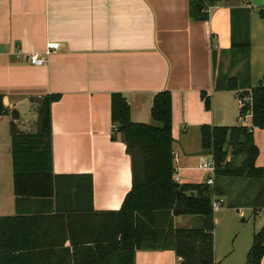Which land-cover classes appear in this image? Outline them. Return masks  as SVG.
Segmentation results:
<instances>
[{
  "label": "crops",
  "instance_id": "0c3cea01",
  "mask_svg": "<svg viewBox=\"0 0 264 264\" xmlns=\"http://www.w3.org/2000/svg\"><path fill=\"white\" fill-rule=\"evenodd\" d=\"M190 1L0 0V94L7 109L0 122L7 116L18 130L35 132L40 98L58 95L50 104L52 172L91 175L95 211L118 210L132 186L131 159L111 120L114 94L129 105L131 121L151 123L153 96L168 90L174 140L176 118L185 133L199 132L202 124L249 126L258 147L255 165L264 168V129L252 126L249 114V123L237 119L240 99L264 75V0H222L205 8V20L192 18ZM232 15L247 28V54L232 47ZM48 42H58L59 48L44 65L31 64L30 53L43 52ZM225 79L238 88H219ZM201 94L210 99L208 109ZM10 142L11 134L10 141L0 138V216L17 212ZM173 151L177 181L199 183L182 178L194 158L184 143L174 142ZM30 207L28 200L19 204L23 212ZM238 213L244 217L243 210ZM179 217L195 218L176 216L175 225ZM236 238L229 244L213 240L216 264H240ZM242 243L247 255L248 237ZM134 264L178 261L172 249L137 250Z\"/></svg>",
  "mask_w": 264,
  "mask_h": 264
},
{
  "label": "trees",
  "instance_id": "16d2710c",
  "mask_svg": "<svg viewBox=\"0 0 264 264\" xmlns=\"http://www.w3.org/2000/svg\"><path fill=\"white\" fill-rule=\"evenodd\" d=\"M220 1L191 0L192 18L207 19L205 8ZM232 16V47L247 54V28ZM231 80L218 87L237 89ZM201 96L208 109L209 97ZM57 98H40L35 132H22L10 123L17 212L0 216V264H134L137 250L156 249L174 250L182 259L178 264H216L213 201L224 198L228 206L251 208L254 214L264 207V168L255 165L258 147L245 125L200 126L201 152L214 161L212 186L175 180L172 96L163 90L153 96L151 123L131 121L129 105L120 95L112 96L111 120L131 159L132 186L118 210H93L91 175L52 172L50 104ZM250 98L251 106L241 105L239 117L249 114L252 126L264 129L262 80L250 89ZM6 111L0 94V117ZM11 115L17 118L15 111ZM24 200L32 203L25 212L19 210ZM179 215L196 216L199 225L177 227ZM263 253L261 226L253 234L247 263L260 264Z\"/></svg>",
  "mask_w": 264,
  "mask_h": 264
},
{
  "label": "rangeland",
  "instance_id": "374dc122",
  "mask_svg": "<svg viewBox=\"0 0 264 264\" xmlns=\"http://www.w3.org/2000/svg\"><path fill=\"white\" fill-rule=\"evenodd\" d=\"M231 2H233V0H231ZM226 64H227V59L224 62V66ZM220 82L224 83V80H221ZM249 95L250 94H246L245 96H249ZM209 102H210V99H209ZM245 117L246 115H244L243 117H239V112H238L237 119L242 120V122L244 123H249V118L247 117L245 118ZM7 118H8L7 116H3L0 122V138H3L4 136H6L8 141H10V133H9L10 132L9 130L10 122H9V119ZM175 120L177 124V126H174L175 144L177 145L180 143L181 144L184 143L185 152H190L194 157L191 160L190 169L182 171L181 175L182 176L186 175V177H182V178L183 179L187 178V180H190L193 182H200V180L205 181L207 176L209 175L211 176V173L206 170L197 169V165L205 161H210L211 157L209 154H204L201 152L199 132H197V130H195L194 128L188 129L186 133L182 132L180 130L181 119L176 118ZM231 120L232 121L230 122H233L234 120H236V118L233 117L231 118ZM35 121L38 127V116L35 117ZM203 122H207L206 119L203 118ZM238 124L239 123L235 121L234 123H230L229 125L234 126ZM171 131H172V127H171ZM232 149H234V147H231L230 151ZM181 155L183 154L181 153ZM241 157H243L242 154H238L236 160L240 161ZM176 173L177 172H175V174ZM222 199H223V202H221L222 204L219 206L218 209L214 210V214H213V223H214L213 240L217 242V244L224 243L225 241L227 244H229L232 241L233 237L237 236L236 238L237 240L235 241L234 247L235 249H237L238 253L240 254L242 253L240 257V264H248L247 255L246 254L243 255L244 249L242 246H244L245 243H242V245L240 246V241L241 239L248 237L247 244H249V247L251 246L253 232L257 231L264 224V208L261 210L260 216H257V214H254L250 209L246 207H240V208L230 207L228 206L227 202L224 201V198ZM240 210H243L244 212L243 218L238 213ZM186 218L187 217L177 218L176 225L185 226V227H196L199 225V218L197 219L196 216L195 218H192L191 220L184 221Z\"/></svg>",
  "mask_w": 264,
  "mask_h": 264
},
{
  "label": "built area",
  "instance_id": "2783aa9c",
  "mask_svg": "<svg viewBox=\"0 0 264 264\" xmlns=\"http://www.w3.org/2000/svg\"><path fill=\"white\" fill-rule=\"evenodd\" d=\"M58 48H59L58 42H48L46 45V48L43 52H41V53H30V55L28 56V60L31 64H34V65H44L47 61L48 55L51 52L57 50ZM241 105H248L249 107L251 106L250 95L244 96L240 99V106ZM177 157H178V153L176 151H173V158H174L175 163H176ZM214 168H215V166H214V161H213L212 157L210 158V161H205V162L199 163L197 165V169L206 170V171H209L211 173V176L209 175L206 179L207 184H213ZM177 169L178 168L176 167V172H177ZM174 178L177 181L176 174H174ZM221 202H223V199L214 200L212 203L213 209L218 208L220 206ZM181 260H182L181 257H177L178 263Z\"/></svg>",
  "mask_w": 264,
  "mask_h": 264
},
{
  "label": "water",
  "instance_id": "95a60500",
  "mask_svg": "<svg viewBox=\"0 0 264 264\" xmlns=\"http://www.w3.org/2000/svg\"><path fill=\"white\" fill-rule=\"evenodd\" d=\"M261 79H262V81H263V84H264V75L262 76V78H261Z\"/></svg>",
  "mask_w": 264,
  "mask_h": 264
}]
</instances>
